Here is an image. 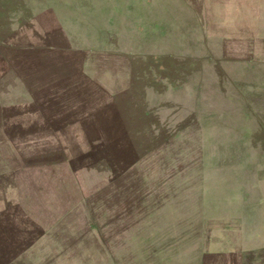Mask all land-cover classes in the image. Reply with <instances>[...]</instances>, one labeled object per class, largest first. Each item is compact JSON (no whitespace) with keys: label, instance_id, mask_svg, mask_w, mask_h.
I'll return each mask as SVG.
<instances>
[{"label":"rangeland","instance_id":"1","mask_svg":"<svg viewBox=\"0 0 264 264\" xmlns=\"http://www.w3.org/2000/svg\"><path fill=\"white\" fill-rule=\"evenodd\" d=\"M0 264H264V0H0Z\"/></svg>","mask_w":264,"mask_h":264},{"label":"crops","instance_id":"2","mask_svg":"<svg viewBox=\"0 0 264 264\" xmlns=\"http://www.w3.org/2000/svg\"><path fill=\"white\" fill-rule=\"evenodd\" d=\"M11 205L10 204H7V207H10Z\"/></svg>","mask_w":264,"mask_h":264}]
</instances>
